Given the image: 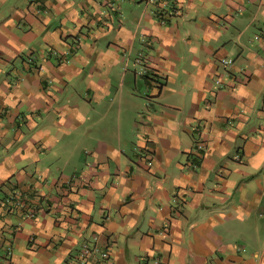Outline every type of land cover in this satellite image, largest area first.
Returning a JSON list of instances; mask_svg holds the SVG:
<instances>
[{
  "label": "crops",
  "instance_id": "0c3cea01",
  "mask_svg": "<svg viewBox=\"0 0 264 264\" xmlns=\"http://www.w3.org/2000/svg\"><path fill=\"white\" fill-rule=\"evenodd\" d=\"M95 243L264 264V0H0V264Z\"/></svg>",
  "mask_w": 264,
  "mask_h": 264
},
{
  "label": "built area",
  "instance_id": "2783aa9c",
  "mask_svg": "<svg viewBox=\"0 0 264 264\" xmlns=\"http://www.w3.org/2000/svg\"><path fill=\"white\" fill-rule=\"evenodd\" d=\"M230 60H222L221 64L223 66H228L230 65ZM217 84H220V80L216 81ZM23 206L26 207V204L23 203ZM90 259V262L88 261ZM108 259V254L107 252H103L99 246L95 244H85L81 248L79 255L77 256L76 259H73V261L70 262V264H89L92 262H104L105 260Z\"/></svg>",
  "mask_w": 264,
  "mask_h": 264
}]
</instances>
